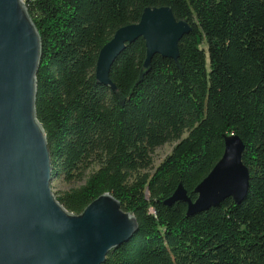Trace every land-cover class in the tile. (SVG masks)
Returning <instances> with one entry per match:
<instances>
[{
  "label": "trees",
  "instance_id": "16d2710c",
  "mask_svg": "<svg viewBox=\"0 0 264 264\" xmlns=\"http://www.w3.org/2000/svg\"><path fill=\"white\" fill-rule=\"evenodd\" d=\"M40 36L36 118L47 139L56 196L79 215L108 193L137 220L130 241L103 264H264V0H24ZM168 7L191 32L177 62L159 55L145 72L142 39L126 46L97 83L100 49ZM237 136L249 171L246 197L186 217L163 202L195 187ZM175 143L153 167L154 151Z\"/></svg>",
  "mask_w": 264,
  "mask_h": 264
},
{
  "label": "water",
  "instance_id": "95a60500",
  "mask_svg": "<svg viewBox=\"0 0 264 264\" xmlns=\"http://www.w3.org/2000/svg\"><path fill=\"white\" fill-rule=\"evenodd\" d=\"M190 32L170 8H145L138 23L118 29L100 49L97 83L115 91L110 68L139 39L145 46L144 74L156 55L177 62L178 44ZM40 58V36L24 0H0V264H103L111 250L132 239L138 223L108 193L79 215L52 193L47 139L35 109ZM244 148L239 137H226L220 160L194 189L196 199L178 185L163 204L185 203L186 217L228 198L240 204L249 185Z\"/></svg>",
  "mask_w": 264,
  "mask_h": 264
},
{
  "label": "rangeland",
  "instance_id": "374dc122",
  "mask_svg": "<svg viewBox=\"0 0 264 264\" xmlns=\"http://www.w3.org/2000/svg\"><path fill=\"white\" fill-rule=\"evenodd\" d=\"M175 146V143H169V144H165L162 147L156 149L152 155V161H153V167L156 168L163 160L164 158L170 154L172 148ZM69 186L54 180L51 182V189H52V193L57 196L59 193H61L62 191L68 189Z\"/></svg>",
  "mask_w": 264,
  "mask_h": 264
}]
</instances>
